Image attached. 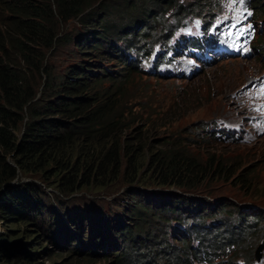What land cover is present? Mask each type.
I'll use <instances>...</instances> for the list:
<instances>
[{"label":"rangeland","instance_id":"374dc122","mask_svg":"<svg viewBox=\"0 0 264 264\" xmlns=\"http://www.w3.org/2000/svg\"><path fill=\"white\" fill-rule=\"evenodd\" d=\"M104 1L105 7L95 4V13L98 14L92 15V18H95L96 22H83L84 20L80 22L73 19L59 25V31L71 34L72 38H75L82 33V36L89 32L100 34L104 28L106 29L105 23L108 24L110 28L103 32L104 36L101 35L103 42L100 50L88 44L93 42L91 38L86 41V46L78 47L75 45L76 42L64 40V34L63 40L58 41V44L48 51L46 64L52 66L58 73L71 63L91 61L92 70L89 72L104 75L100 85L102 89L113 80H124L126 84L122 82L123 88L128 89L123 101L129 118L126 133L133 135L135 130H139L141 141L146 147L138 156L135 167L128 166V158L124 157L117 172H108L105 177L91 176L88 184L81 186L78 184L79 186L74 187V191L68 195L59 192L60 188L57 186V181H61L63 174H69L65 170L59 169L61 172L58 174V170L52 171L45 166L27 173L18 172V176L10 182L14 188H18V194L26 191L24 190L26 183L40 186L49 194L48 198L42 197L41 202L50 208L45 214L44 224L40 217L30 222L20 221L17 215L2 219L3 214L0 211V246L5 247L4 257L9 252L11 255L8 260L11 263L22 261L24 264H117L120 258L117 255L80 256L69 248L59 247L56 235L51 237V233L43 230L44 225L50 221V211L55 212V208L60 206L65 212L90 209L93 214L102 213L110 208L124 217H131L134 206L138 205V199L133 192L143 188L147 194L144 198L146 204L155 205L158 200L160 202L175 200L184 206V216L225 218L243 215L244 222L247 221V226H251V231L245 229L242 234H236L234 241L238 245L221 246L224 249L218 253L228 258V262L240 259L245 264H264V99L252 85L253 80L264 72V0H250L248 4L252 13L255 14L258 9L263 12L256 19L252 17L245 21L249 24L255 22L257 26L258 38L255 41V48L250 49L249 56L217 60L188 79L157 77L126 69L120 62L121 53L117 41L126 35L130 36L133 33L145 35L147 32L149 38L154 40L164 26L168 27V23H183L193 16H199L207 21L214 16L230 15L232 14L230 8L236 0H170L169 4L163 5L154 4L152 0L140 3L135 0L128 3L123 0ZM178 3H182L184 9L177 12L175 5ZM144 7L147 10H144ZM209 10L212 13H209ZM241 10L242 7L239 6L238 11ZM102 19L106 22L101 21ZM143 28L145 31L141 32ZM257 47H260L262 52L256 50ZM186 64L188 61L184 60L182 65ZM103 67L113 74H106ZM33 79L38 88L43 76L34 73ZM173 101L174 109L163 114L159 112L154 114L139 106L142 103H151V110L154 111L155 107L159 109L162 102ZM162 117L165 118L160 119ZM145 121L150 128L141 127ZM159 123L165 125L159 126ZM224 124L233 126V130L222 126ZM195 127H205V134L190 135L188 132ZM235 134L233 140L229 139ZM166 136L184 140V150L183 147L175 146L184 157L196 161L198 167L207 165L213 169L216 166L218 173L214 175L210 173L197 184V187L190 189L158 185L157 177L153 173L152 160L161 151L172 147L163 141ZM198 138L200 140L196 144H189L188 141ZM135 140L138 141L134 137ZM90 157L92 156H85L79 149L74 150L71 160L77 162L80 159L77 165L78 181L87 179L85 170L86 163L92 162ZM60 201L63 203L60 204ZM8 206L10 213L26 211L24 205L11 209L9 203ZM56 211L57 218L62 221L63 214L57 208ZM152 211L151 209L148 213L151 214ZM64 218L67 221V218ZM173 221V218L167 223L163 221L164 226L169 230L176 227ZM160 222L153 219V226L159 227ZM234 223L237 226L239 220ZM68 233L69 231L64 229L60 235L64 237ZM166 237L173 243L176 254L183 251V243L177 239V234L168 233ZM29 253L32 254V258L25 262L26 258L21 254ZM121 258L124 257L121 255ZM189 258L194 260L193 264H200L195 255ZM220 262L226 263L223 258Z\"/></svg>","mask_w":264,"mask_h":264},{"label":"trees","instance_id":"16d2710c","mask_svg":"<svg viewBox=\"0 0 264 264\" xmlns=\"http://www.w3.org/2000/svg\"><path fill=\"white\" fill-rule=\"evenodd\" d=\"M123 1L128 3L131 0ZM135 1L140 3L144 0ZM169 1L152 0L154 4L160 5L169 4ZM249 1L245 0L244 4L247 6ZM95 4L105 7L106 3L104 0H0V197L3 196V200L0 199V211L3 214L2 219L17 215L19 220L24 222H30L39 217L44 221L45 214L49 211L50 207L41 202V198H48L49 194L40 186L26 183L24 184L26 191L18 194V188H14L10 183L18 176V172L27 173L45 166L52 171L58 170L57 173L61 172L59 169L65 170L69 174H63L61 181H57V186L58 189L60 188L59 192L68 195L74 191V187L88 184L91 176L105 177L108 172H117L121 167V159L124 157L128 158V166L135 167L138 156L146 147L141 141L139 130H135L133 135L126 133L129 118L123 101L128 89L123 88L126 84L124 80H113L102 89L100 85L104 75L90 74L87 71L90 65L85 61L71 63L58 73L52 66L46 64L48 51L57 45L58 41L63 40L65 33L59 31V25L73 19L80 22L82 20L96 22V19L92 18V15L98 14L95 13ZM211 4L214 5V2ZM175 6L177 12L184 9L182 3ZM254 6L257 7V5ZM144 10L147 8L144 7ZM209 13L212 11L209 10ZM261 14L263 12L258 9L255 14L253 13V17L256 19ZM101 21L106 22L103 19ZM104 26L106 29L102 30V34L89 32L90 34L82 36V33L75 38H72L71 34H65L64 40L76 42L75 45L81 47L86 46V41L91 38L93 42L88 44L100 50L103 32L110 28L106 23ZM256 50L262 52L260 47ZM121 65L137 72L125 62ZM34 73L43 76V81L38 88L33 79ZM130 73L127 72V74ZM173 103L175 102H162L159 109L155 107L154 111L151 110V103H142L139 106L154 114L158 112L163 114L174 109ZM147 123L145 121L141 127L150 128ZM164 125L159 123V126ZM204 128L195 127L188 133L192 136H203ZM134 137L139 142L134 141ZM172 138L166 136L163 139L165 144L172 147L161 151L152 160L153 173L157 177L158 185L190 189L197 187V184L207 178L210 173L212 175L218 173L216 166L213 169L207 165L198 167L196 161L184 157V154L176 149L178 146L183 147L182 150H184V140ZM199 140L198 138L187 141L193 145ZM76 149L83 152L85 156H92L90 157L92 162L86 163L87 179L79 180L80 182L77 177V165L80 159L77 162L71 160ZM142 189L139 188L133 192L138 199V205L134 206L131 217L136 220L137 228L140 223L146 225V215L151 210L149 204L144 202L147 194ZM8 203L10 209L24 205L26 211L10 213ZM62 203L60 201V204ZM178 204L179 202L164 203L160 200L157 203L159 210L176 211L183 215L180 211L182 205ZM56 208L63 214L62 218L66 217L74 221L70 223L71 231L82 232V228L86 226L107 227L109 231H112L117 224L114 219L115 214L101 216V214H93L90 209L65 212L61 206ZM56 208L55 212L50 211V218H57ZM106 211L110 213V210ZM119 227L120 234L130 233L128 228H125V223L121 222ZM52 230L57 241L64 239L58 229ZM149 233L150 231L147 230L146 238L149 237ZM4 249V246H0V264H5L4 262L24 264L22 261L11 263L8 260L11 254L7 252L5 258ZM31 255L30 253L21 254L26 258L25 262L32 258ZM120 263L121 260L117 262V264Z\"/></svg>","mask_w":264,"mask_h":264},{"label":"clouds","instance_id":"9594fccd","mask_svg":"<svg viewBox=\"0 0 264 264\" xmlns=\"http://www.w3.org/2000/svg\"><path fill=\"white\" fill-rule=\"evenodd\" d=\"M243 3H239V6L241 5L243 9L247 12L246 16L243 17L244 23L243 25H251L253 27V38L251 39L250 43V49L255 48V41L258 38L257 35V26L255 22L252 23H246L245 21L249 20L253 17V13L251 8L248 6L249 2L247 3V6ZM227 16V15H222ZM216 17V16H214ZM213 17V18H214ZM192 18V17H190ZM193 18L198 19L201 21L202 24L206 26L208 21L212 18H210L207 21H204L199 16H193ZM254 19V17H253ZM188 20V19H187ZM185 22V21H184ZM183 22V23H184ZM182 23H174L169 24L168 27L164 26L162 29V32L159 34L157 38L150 39L148 32L144 35L140 33H133V35H126L123 38L119 39L117 41V47L121 53L119 56L121 59V63L125 62L130 68L136 70L138 73L143 74H149L152 76L157 77H176V78H191L194 74H196L200 69L206 67L209 64L214 63L213 62H207L204 64H200V68L193 71L191 74H188L184 76V70L183 66L179 65L181 61V57L184 58L183 48L184 43H180L179 45L174 46V55L171 57V59H174V62L169 68H172L171 70H160L157 63L154 62L155 66L154 68H144L140 67L138 65L141 61L140 59H130L129 56L134 52L138 51V49L142 50L140 57H147L151 53V44L155 45H165L166 41L170 36H172L174 33V30L172 27L178 28L179 25ZM145 28L141 30V32H144ZM126 52V53H125ZM250 54V53H249ZM248 55H236L240 57H246ZM189 57V56H188ZM230 58V56L226 57ZM222 58V59H226ZM218 59V60H222ZM91 61H88L89 65L91 66ZM87 69V71H91L90 68ZM103 71H105L106 74L112 73L109 69L103 67ZM161 68V67H160ZM90 74H95L91 73ZM98 73V72H96ZM116 75V74H115ZM228 130H233V126H226V124L222 125ZM217 133V132H216ZM218 134V133H217ZM234 137H236V134L234 136L229 137V139L233 140ZM156 192V191H154ZM170 202H176L175 200H170ZM165 203V202H164ZM179 205V204H178ZM148 206L151 207L153 210L151 214H147V223L146 225H143L140 223L137 228L135 222L136 220L133 217H127L120 215L117 211H111L110 208H107L110 210V213H107V211H104L101 214V216H104L105 214H108L111 216V214H115L114 219L117 221V224L112 229V231H109L107 227H99L96 226L93 228L92 226H86L82 228V232H78L77 230L71 231V224L74 221L69 218H67V221L65 218L63 220H59L58 218H50V221L47 225H44V231H47V233H51L52 237V229H58L60 231V234H62L64 229H67L69 233L64 236V239L61 241H57L60 243L59 247L61 248H69L72 252L76 253V255H88V256H105V255H117V257L121 258V255L124 258H121V264H178V263H184V264H193L194 260H191L192 258H189V256L197 255L199 256L196 258V260L201 264H223L220 262L223 258L226 263L224 264H245L244 261L240 259L232 260L231 262H228V258H224L222 253H218V251H221L224 249L225 246H230L231 243L227 240L225 242V246L223 244V248L221 247L222 241H218L217 243H210L208 248L204 249H196L195 247L192 248L189 242L190 236L186 231L181 232L180 234L177 232V229L179 226L181 227V223L183 222L184 217H190L192 219H196L198 222H203L205 219H214V217L204 218L201 216H184V206L182 205V209L180 211L183 212V215H179V212L176 211H169L165 212L164 210H159L158 205H152L149 204ZM164 206V205H163ZM156 211V212H154ZM68 212V211H67ZM150 215V216H149ZM155 216H160L163 218L157 219ZM74 217V215L72 216ZM170 218L174 219V223H176V227H172L170 230L167 229L164 226V223H167ZM153 219L159 220L160 226L154 227L153 226ZM167 219V221H165ZM45 221V220H44ZM44 221L42 222L44 224ZM164 221V223H163ZM125 223V228H128V231L130 233L128 235L120 234V223ZM53 223V224H52ZM247 221L243 222L240 226L241 231L244 229H247L248 231H251V226H247ZM64 226V227H63ZM67 227V228H66ZM149 230V237L146 238L145 233ZM168 233H175L178 235V240L183 243V251L178 252V254L175 253L174 245L172 242L164 241V238L168 235ZM186 234V235H185ZM239 233H235L234 236ZM176 239V238H175ZM174 240V238H173ZM165 242V243H164ZM239 243V242H238ZM237 243H234V246H236ZM221 245V246H220ZM169 246H172L169 248ZM203 255V256H202ZM259 256H257L258 258ZM120 258L118 259V262H120ZM254 261V259H253ZM247 262H249L247 260ZM251 262V260H250ZM198 264V263H197Z\"/></svg>","mask_w":264,"mask_h":264},{"label":"snow or ice","instance_id":"6c2138e0","mask_svg":"<svg viewBox=\"0 0 264 264\" xmlns=\"http://www.w3.org/2000/svg\"><path fill=\"white\" fill-rule=\"evenodd\" d=\"M240 2L242 3V2H243V0H240Z\"/></svg>","mask_w":264,"mask_h":264}]
</instances>
